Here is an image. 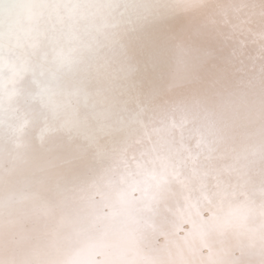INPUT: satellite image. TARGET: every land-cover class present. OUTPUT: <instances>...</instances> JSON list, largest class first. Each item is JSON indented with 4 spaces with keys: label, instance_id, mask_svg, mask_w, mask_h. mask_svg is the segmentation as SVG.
Instances as JSON below:
<instances>
[{
    "label": "snow or ice",
    "instance_id": "snow-or-ice-1",
    "mask_svg": "<svg viewBox=\"0 0 264 264\" xmlns=\"http://www.w3.org/2000/svg\"><path fill=\"white\" fill-rule=\"evenodd\" d=\"M0 264H264V0H0Z\"/></svg>",
    "mask_w": 264,
    "mask_h": 264
},
{
    "label": "bare ground",
    "instance_id": "bare-ground-1",
    "mask_svg": "<svg viewBox=\"0 0 264 264\" xmlns=\"http://www.w3.org/2000/svg\"><path fill=\"white\" fill-rule=\"evenodd\" d=\"M212 2H226V0H212ZM249 2L259 3L260 0H249ZM204 21V14L201 12H194L190 15V17L187 18L186 23L192 25L193 27H198L201 23ZM171 74H178V69L173 65V67L170 70ZM181 88H170L166 89V96L165 99L168 98V96L172 95L173 93L180 92ZM139 144H133L129 148V155H131L133 152L138 151L140 149ZM73 205L71 202L67 203L66 205H63L57 209H55V214L57 217L67 214L72 211ZM46 220L44 218H41L37 221H29L27 222V227L29 228H43L46 224ZM183 234V233H181Z\"/></svg>",
    "mask_w": 264,
    "mask_h": 264
}]
</instances>
